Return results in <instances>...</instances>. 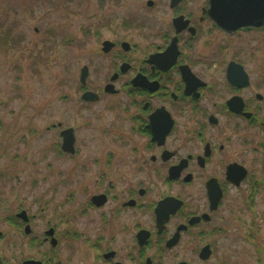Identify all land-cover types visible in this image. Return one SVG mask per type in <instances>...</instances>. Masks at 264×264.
<instances>
[{
	"label": "flooded vegetation",
	"instance_id": "1",
	"mask_svg": "<svg viewBox=\"0 0 264 264\" xmlns=\"http://www.w3.org/2000/svg\"><path fill=\"white\" fill-rule=\"evenodd\" d=\"M129 1L138 9L127 12L120 26L138 30L143 41L103 40L109 74L92 90L83 66L85 82L82 67L74 101L78 110H89L105 97L116 100L106 102V109L118 110L110 121H119L110 130L116 136L102 129L98 141L105 143L85 162L79 125L47 126L54 160L67 157L75 173L89 167L93 177L78 175L70 186V178L60 175L52 195L47 152L39 161L45 173L39 180L47 186L35 198L38 179L23 183L0 170V264H205L215 251L210 237L222 230L213 223L229 191L248 188L253 201L263 188L264 26H230L241 19L240 0L95 3L119 9ZM159 9L157 18L143 15ZM106 41L111 47L104 51ZM85 92L94 96L83 98ZM68 128L73 154L62 149L61 132Z\"/></svg>",
	"mask_w": 264,
	"mask_h": 264
},
{
	"label": "rangeland",
	"instance_id": "2",
	"mask_svg": "<svg viewBox=\"0 0 264 264\" xmlns=\"http://www.w3.org/2000/svg\"><path fill=\"white\" fill-rule=\"evenodd\" d=\"M138 6L137 1L118 9L114 4L98 8L95 0H0V170H5L7 176L19 175L23 183L26 180L29 184L30 176L38 179L32 186L33 198L47 186L39 180L45 175L44 163L39 162L45 152L53 161L48 172V195L55 193L51 189L60 175L64 180L70 178V186L78 175L83 180L93 178L89 167L78 174L67 157L54 160L49 151L54 134L45 132V128L58 121L79 125L81 160L85 162L95 155L97 144L105 143L98 141L97 134L102 129L110 136L114 133L110 134L111 127L119 121L111 125L110 121L118 110L109 111L106 102L116 100L105 97L89 110L75 107L74 101L80 96L79 74L87 66L89 88L102 87L111 60L101 54V42L122 38L143 41L138 30L120 26L127 12ZM160 12L143 15L153 18ZM251 44L263 47L258 40ZM87 121H91L89 126H85ZM92 135H96L94 141ZM22 137L25 141L21 142ZM106 140L110 143L108 137ZM112 144L118 151L117 141ZM14 155L17 162L13 161ZM23 158L33 165L21 164ZM70 186L65 189V197ZM261 187L253 201L247 198L248 188L229 191L213 223L222 230L210 237L215 251L205 264H264V184Z\"/></svg>",
	"mask_w": 264,
	"mask_h": 264
},
{
	"label": "water",
	"instance_id": "3",
	"mask_svg": "<svg viewBox=\"0 0 264 264\" xmlns=\"http://www.w3.org/2000/svg\"><path fill=\"white\" fill-rule=\"evenodd\" d=\"M231 5H233L232 0H228ZM240 9H241V19L236 20L234 19L233 22L229 23L230 26L233 28L241 27V26H264V0H240ZM219 22L217 23L219 27L224 26V18L218 19ZM224 23V24H223ZM111 47V43L104 42L103 49L107 51L108 48ZM87 74L86 67H83L81 70L80 81L82 84L85 82ZM107 92H111L110 88L105 89ZM94 96V93L85 92L82 94L83 98ZM61 136L63 137L62 140V149L65 153L73 154L74 153V134L72 128L65 129L61 132ZM204 253V255H203ZM202 258L208 256V248L205 247L202 250L201 254Z\"/></svg>",
	"mask_w": 264,
	"mask_h": 264
}]
</instances>
